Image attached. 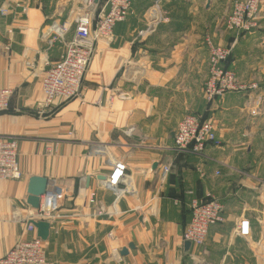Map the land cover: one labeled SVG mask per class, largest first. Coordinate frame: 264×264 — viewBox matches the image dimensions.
I'll list each match as a JSON object with an SVG mask.
<instances>
[{
	"label": "crops",
	"instance_id": "1",
	"mask_svg": "<svg viewBox=\"0 0 264 264\" xmlns=\"http://www.w3.org/2000/svg\"><path fill=\"white\" fill-rule=\"evenodd\" d=\"M79 2L0 0V88L13 90L0 140L17 139L21 171L0 180V257L36 235L24 228L36 212L27 187L44 176L63 191L46 219L49 264H192L193 245L185 250L182 239L188 204L208 194L224 210L203 243L206 262L264 264V3L257 27L236 33L224 22L232 0H133L112 35L97 41L81 95L37 116L41 78L65 46L51 28L67 21L72 38ZM207 36L231 46L229 67L246 87L210 102ZM186 114L212 120L216 143L201 153L174 149ZM116 160L125 164L118 196L104 183ZM100 205L105 214L96 213ZM242 219L247 236L236 233Z\"/></svg>",
	"mask_w": 264,
	"mask_h": 264
},
{
	"label": "built area",
	"instance_id": "2",
	"mask_svg": "<svg viewBox=\"0 0 264 264\" xmlns=\"http://www.w3.org/2000/svg\"><path fill=\"white\" fill-rule=\"evenodd\" d=\"M262 0L235 2L226 25L229 29L246 32L256 26L255 18ZM133 0H83L84 6L74 20V34L66 39L71 25L67 21L53 23L52 30L56 37L65 43L64 52L58 60L49 64L41 78L42 99L34 107L37 116L43 117L52 111L56 100H69L81 95L83 77L93 58L97 41L108 38L113 33L116 23L123 21L131 12ZM55 37V38H56ZM208 49V76L204 83V96L207 102L227 92L244 90L238 82L235 72L229 67L231 47L215 44L205 38ZM250 87L254 88L252 84ZM13 90L0 88V113L11 109L10 99ZM216 143L212 120L201 115L186 114L179 121L173 137L174 149L201 153L206 145ZM170 167L164 165L161 178L169 173ZM125 164L116 160L105 179V185L118 196L126 191L119 187L125 180ZM21 176L18 163V143L14 137L0 140V180L18 179ZM62 187L55 179H48L46 190L40 196L39 207L31 220H46L58 209L62 197ZM95 203L94 194L89 198ZM190 218L183 233V241L190 245H202L211 225L223 220V204L214 196L192 197L189 201ZM103 206L96 208L98 215L105 214ZM26 231H35L30 220L25 222ZM236 233L240 236L249 234V221L242 219ZM0 264H49L43 241L36 235L31 239H21L0 257Z\"/></svg>",
	"mask_w": 264,
	"mask_h": 264
},
{
	"label": "water",
	"instance_id": "3",
	"mask_svg": "<svg viewBox=\"0 0 264 264\" xmlns=\"http://www.w3.org/2000/svg\"><path fill=\"white\" fill-rule=\"evenodd\" d=\"M150 19L155 18L154 10L151 9L148 13ZM48 179L44 176H32L29 178L28 187H27V199L26 202L34 209L39 207V198L45 192ZM30 223L36 229V236L39 237L42 241L47 240L49 236L50 223L46 220H30ZM129 247H133L132 244H129ZM190 243L188 241L184 242L185 250H188ZM127 253V249L123 248L121 250V255Z\"/></svg>",
	"mask_w": 264,
	"mask_h": 264
},
{
	"label": "rangeland",
	"instance_id": "4",
	"mask_svg": "<svg viewBox=\"0 0 264 264\" xmlns=\"http://www.w3.org/2000/svg\"><path fill=\"white\" fill-rule=\"evenodd\" d=\"M79 1H82V7L84 6L83 4V0H77V4L80 8V2ZM247 0H232V7H231V10L230 12L228 13V15L226 16V18L224 19V22H225V26L227 29H229V27L226 25V20H227V17L230 15V13L232 12V9H233V4L235 2H246ZM264 3V0L261 1L260 5H259V11H258V14L255 18V21H256V26L258 25V22L257 20L259 19V17L261 16L262 14V4ZM254 27V28H255ZM231 30V29H229ZM231 31H234L236 33H241V32H238L236 31L235 29H232ZM250 31V30H249ZM208 37V36H207ZM206 38V37H205ZM210 38V37H209ZM60 39V38H59ZM211 39V38H210ZM212 40V39H211ZM63 41V40H62ZM64 42V41H63ZM65 43V42H64ZM218 45V44H217ZM222 46V45H221ZM227 47H231L230 45H227ZM95 49H96V46H95ZM95 53V52H94ZM187 255H190V257L193 259L192 261V264H211V263H208L206 262L205 258H204V249H203V244L202 245H193V250L190 251V253H187ZM185 255V256H187Z\"/></svg>",
	"mask_w": 264,
	"mask_h": 264
}]
</instances>
